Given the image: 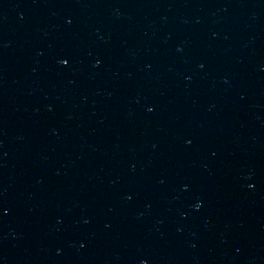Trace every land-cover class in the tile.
Wrapping results in <instances>:
<instances>
[{
	"label": "water",
	"instance_id": "obj_1",
	"mask_svg": "<svg viewBox=\"0 0 264 264\" xmlns=\"http://www.w3.org/2000/svg\"><path fill=\"white\" fill-rule=\"evenodd\" d=\"M0 264H264V0H0Z\"/></svg>",
	"mask_w": 264,
	"mask_h": 264
}]
</instances>
